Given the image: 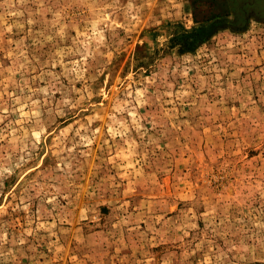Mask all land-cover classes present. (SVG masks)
<instances>
[{"label":"rangeland","instance_id":"374dc122","mask_svg":"<svg viewBox=\"0 0 264 264\" xmlns=\"http://www.w3.org/2000/svg\"><path fill=\"white\" fill-rule=\"evenodd\" d=\"M0 264H264V0H0Z\"/></svg>","mask_w":264,"mask_h":264}]
</instances>
